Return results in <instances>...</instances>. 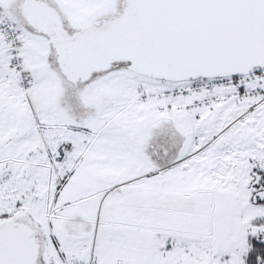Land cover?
<instances>
[{"label": "snow or ice", "instance_id": "snow-or-ice-1", "mask_svg": "<svg viewBox=\"0 0 264 264\" xmlns=\"http://www.w3.org/2000/svg\"><path fill=\"white\" fill-rule=\"evenodd\" d=\"M0 264H264V0H0Z\"/></svg>", "mask_w": 264, "mask_h": 264}]
</instances>
